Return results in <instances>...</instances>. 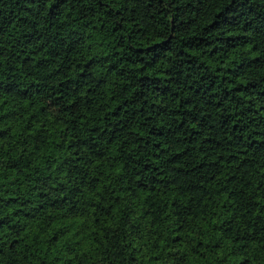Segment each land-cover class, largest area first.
Instances as JSON below:
<instances>
[{"label": "trees", "instance_id": "16d2710c", "mask_svg": "<svg viewBox=\"0 0 264 264\" xmlns=\"http://www.w3.org/2000/svg\"><path fill=\"white\" fill-rule=\"evenodd\" d=\"M40 2L0 0V41L4 44L0 47V111L8 109L0 117L8 124L0 131V138L5 140L0 148H6L29 128L23 121L5 119L13 110L17 119L26 116L30 122L35 120L41 134H47L43 141L33 139L27 155H23L27 148L20 144L22 159L9 167H16L17 163L27 167L25 161L43 151L67 153L74 148L66 157L72 161L70 175L78 174L76 161L83 159L81 151L101 160L97 169L103 168L105 173L115 174L114 169L120 164L124 165L121 172L138 168L141 180L135 184L133 210L139 209L145 217L143 239L150 241L156 236L158 244H153V248L159 247L161 251L169 244H181L192 225L207 226L205 232L211 237L212 232L219 231L217 225L225 217L233 232L247 226H254V231L264 229V181L259 177L253 179L258 164L248 163L253 158L264 160V76L257 71L264 67V2L108 0L106 4L105 0H53L42 14ZM161 33L166 39H159ZM153 34L157 43L149 39ZM125 35L133 37L132 45L125 43L122 55L112 52L108 45L121 48L120 38ZM145 44L149 48L159 46L164 55L153 62L150 73L147 69L144 75L137 71L135 78L128 79L126 73L130 74L132 63L128 52L132 48L146 51ZM209 48L211 51L205 56L201 49ZM245 48L248 54L237 59L215 56L217 52ZM105 50L110 51V56L100 55ZM170 51L173 56H167ZM257 51L261 54L254 55ZM217 60L220 62L216 63ZM121 61L129 68H122ZM109 73L113 77L106 83L103 77ZM89 77L98 87L87 89L81 97L77 93L84 92L82 82H88ZM120 80L127 81L125 88L134 89L128 105L108 95V89ZM105 98L111 101V111L105 109L101 119L96 105ZM69 100L72 102L68 103ZM61 108L69 117H76L73 126L79 128L82 136L67 148H58L54 143L56 125L67 122L59 115ZM29 112L32 115H27ZM101 127L103 132L99 131ZM129 128L135 131L122 147H129L130 154L121 153L123 159H101L100 148L93 144L99 139L112 150ZM115 152L120 149L115 148ZM20 175L18 168V178ZM31 178V187L38 186L36 182L41 178L34 174ZM24 179H29V175L24 174ZM144 180L148 183H142ZM5 193L11 194L6 200L0 196V200L7 206L19 205L12 217L19 215L24 221L8 227L27 229L33 240L45 244L56 240L54 233L58 229L52 227L53 220H48L53 212L56 223L100 227L95 213L89 215L90 205L79 212L73 211V204L65 212L61 207L63 201L57 204L46 192L32 193L29 185L24 186L23 192L5 189ZM45 197L46 207L38 204L36 209L43 208L44 212L36 215L31 209L24 210L31 201ZM192 200L203 206L193 207L192 219L185 223L174 209ZM143 204L151 211H145ZM213 207L216 212L209 216ZM117 214L118 211L104 220L113 230L119 225ZM8 219L0 220V225ZM236 240L245 241L249 247L258 245V240L247 235L236 237L231 243ZM132 259L136 257H129Z\"/></svg>", "mask_w": 264, "mask_h": 264}, {"label": "clouds", "instance_id": "9594fccd", "mask_svg": "<svg viewBox=\"0 0 264 264\" xmlns=\"http://www.w3.org/2000/svg\"><path fill=\"white\" fill-rule=\"evenodd\" d=\"M107 2L108 0H105L106 4ZM261 2H264V0H261ZM52 3L53 0H42V3L40 2L41 14L46 13L48 11L47 5ZM193 3H195V0H193ZM192 34L195 35V32ZM120 39L122 41L121 48L117 49L111 44L108 45V48L112 52L122 55L124 44L132 45L133 37L125 35L121 36ZM149 39L152 43H157L158 38L153 34ZM159 39H166V37L161 33ZM105 42L107 43V41ZM0 47H4L3 41H0ZM136 47H140V45ZM143 47L146 51L137 52L135 48H132L128 52V56L132 60L130 74L126 73L128 79L135 78L137 71H139V74L144 75L147 69L150 73L153 62L164 55V49H160L159 46L149 48L145 44ZM248 47L250 48L251 45ZM201 51L206 56L211 49H201ZM247 54L248 48H245L223 54L217 52L215 56H219L221 59L227 56L231 60ZM260 54L259 51L254 53V55ZM100 55L110 56V51H102ZM194 55H199V53H194ZM167 56H173V53L170 51ZM173 58L175 59V57ZM97 59L99 60V55ZM219 62V60L216 61V63ZM159 66L157 64V67ZM121 67L129 68L123 61H121ZM257 71L264 76V67ZM112 77L113 73H109L103 78L107 83L111 81ZM126 83L125 80L116 81L113 87L108 89V95L117 101H124V105L129 104V98L132 91H134L131 86L125 88ZM82 84L84 92L77 93L81 97L84 96L87 89L98 87L91 77H89L88 82H82ZM125 92H127V95H125ZM101 95L103 96L104 93L102 92ZM49 99H53V97L49 96ZM71 102V100L68 101V103ZM110 103L111 101L105 98L96 105V108L101 112V119H103L105 109L108 112L111 111L108 107ZM56 107L60 108V105H56ZM7 111V108L0 111V117H4ZM14 113L15 110L5 119H15L17 123L23 121V123L29 124V128L24 135L12 139L6 148H0V196L6 200L8 194L11 193L6 194L5 189H10L11 192H23L24 186L29 185L32 193L46 192L48 197H51V200L56 201L57 204H61V201H63L61 207L65 212L68 208H72L73 204L76 206L73 211L78 209L79 212H83L90 205L91 212L89 215L95 213L94 218L100 227L93 229L88 228L85 224L75 227L70 223H56L54 221L55 213L53 212L48 216V220H53L52 227L58 229L54 233L56 240L45 244L43 241L33 240L27 229L8 227V225L23 224L24 221L21 220L19 215L12 217V213L19 205L7 206L0 200V220L9 217L6 224L0 225V264H41L42 261L44 264H241V262L242 264H264V229L254 231V226H247L243 231L233 232L230 224L225 223L227 217L219 221L217 225L219 231L212 232L211 237L205 232L207 226L202 228L199 225H192L189 235L185 236L181 244L175 246L169 244L163 251L159 247L153 248V244H158L156 236H152L150 241L143 239L141 229H143L145 217L139 209L133 210L132 197L136 195L134 191L135 184L141 180V175L137 174L139 172L138 168L135 171L125 170L121 172L120 170L124 165L120 164L115 167V174L105 173L103 168L97 169V165L101 163V160L96 159L95 156H89L87 151H81L79 154L82 155L83 159L76 161V164L79 165L76 170L78 174L70 175L68 170L72 167V161L66 157L70 156L72 151H75L74 148L68 149L67 153L64 151L59 153L43 151L38 157L32 158L35 163H32V160L25 161L27 167H23L19 163L16 167H9L18 158L22 159L20 144H24L27 148L28 151L23 152V155H27L31 151L33 139L43 141L47 138L46 133L41 134L42 129L40 125L35 124V120L30 122L26 116H20L17 119ZM27 115L30 116L32 113L29 112ZM59 115L64 116V120L67 122L61 121L60 124L56 125L57 138L54 143L58 148H67L69 144H74L75 141L82 139V136L79 128L73 126L76 120L75 116L69 117L63 112L62 108ZM46 123L41 121V124ZM7 127L8 124L0 121V131ZM99 131L103 132L104 127H101ZM134 131L135 128H129L122 137L118 138L112 150H108L106 146H103L99 139L93 144V147L100 148L101 159L111 160L114 157L123 159L121 153L129 155L130 148L127 146L122 147V145H125L129 135ZM4 143L5 140L0 138V145ZM89 143L92 142L89 141ZM115 148H119L120 152H115ZM85 160H87V163L84 162ZM248 163L258 164L253 179L259 177L260 180L264 181V176L259 175L264 173V160L256 161L253 158ZM18 168L21 173L19 178L17 176ZM33 169H36L34 173ZM24 174H28L29 179L25 180ZM33 174L35 177L41 178L40 181L36 182L38 186L34 188L31 187ZM209 174L211 175V173ZM161 179L167 178L161 177ZM19 180H23L24 183H19ZM142 183L147 184L148 181L144 180ZM200 183H203V181H200ZM48 197L31 201L24 210L31 209L36 215H39L44 212V209L41 208L36 211L37 205H45V200ZM114 200L116 201L115 204H113ZM150 200L151 197H149ZM201 206L203 205H197L195 200H192L191 203L185 201L183 204H178L174 211L179 215L181 221L187 223L192 219V208ZM142 207L145 211H151L148 209L147 204H143ZM168 207L172 209L171 204ZM117 211L119 214L116 215L115 219L119 221V225L113 230L111 225L104 224V220ZM214 212H216V209L213 207L208 215L211 216ZM175 218L173 217V219ZM225 228L228 229V232L224 231ZM100 229H103V231ZM144 230L146 231V229ZM113 231L116 233L115 236ZM174 235H181V233H174ZM245 235L258 240V245L249 247L242 240L231 243L236 237H245ZM117 236H119V239L116 238ZM46 239H50V237H46ZM13 241L17 243L13 244ZM242 244L245 246L242 247ZM10 245L11 247H9ZM42 248L47 250L41 251ZM148 249H151V251H148ZM129 257H136V259L129 260ZM148 257H155V260H149Z\"/></svg>", "mask_w": 264, "mask_h": 264}]
</instances>
